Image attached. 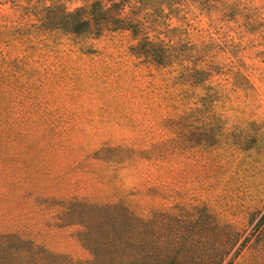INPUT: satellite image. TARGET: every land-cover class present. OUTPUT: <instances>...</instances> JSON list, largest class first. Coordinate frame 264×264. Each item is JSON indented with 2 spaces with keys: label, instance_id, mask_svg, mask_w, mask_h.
Returning a JSON list of instances; mask_svg holds the SVG:
<instances>
[{
  "label": "rangeland",
  "instance_id": "374dc122",
  "mask_svg": "<svg viewBox=\"0 0 264 264\" xmlns=\"http://www.w3.org/2000/svg\"><path fill=\"white\" fill-rule=\"evenodd\" d=\"M92 1L0 0V232L87 258L61 219L87 199L142 215L206 205L247 234L264 210V0H113L164 43L161 64L129 30L40 21ZM262 242L234 264H264Z\"/></svg>",
  "mask_w": 264,
  "mask_h": 264
},
{
  "label": "trees",
  "instance_id": "16d2710c",
  "mask_svg": "<svg viewBox=\"0 0 264 264\" xmlns=\"http://www.w3.org/2000/svg\"><path fill=\"white\" fill-rule=\"evenodd\" d=\"M122 5L99 0L66 10L56 3L44 6L43 27L74 35H101L106 30H129L130 46L138 57L165 63L169 54L162 42L143 32L140 21L122 15ZM252 214L245 229L223 222L206 205H175L148 215L123 202L66 201L61 219L77 225V236L88 253L84 259L52 252L18 233L0 232V264H234L244 250L263 239L264 210Z\"/></svg>",
  "mask_w": 264,
  "mask_h": 264
}]
</instances>
